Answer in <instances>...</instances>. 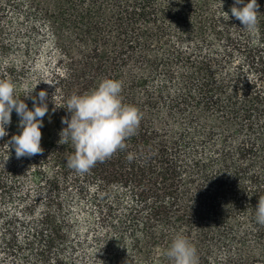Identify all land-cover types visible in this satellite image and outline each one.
<instances>
[{
	"label": "trees",
	"instance_id": "obj_1",
	"mask_svg": "<svg viewBox=\"0 0 264 264\" xmlns=\"http://www.w3.org/2000/svg\"><path fill=\"white\" fill-rule=\"evenodd\" d=\"M233 4L0 0V79L29 109L26 88L46 90L49 108L42 155L8 144L15 111L0 138V264H171L176 233L199 264H264V0L252 33ZM104 78L122 81L142 119L123 149L78 173L61 118Z\"/></svg>",
	"mask_w": 264,
	"mask_h": 264
},
{
	"label": "clouds",
	"instance_id": "obj_2",
	"mask_svg": "<svg viewBox=\"0 0 264 264\" xmlns=\"http://www.w3.org/2000/svg\"><path fill=\"white\" fill-rule=\"evenodd\" d=\"M222 6L223 0H220ZM257 0H234L231 15L241 22L242 29L252 33L257 30ZM225 12V11H224ZM227 13V12H226ZM228 15V13H227ZM229 17V15H228ZM122 81L113 78L102 79L98 86L83 94H72L67 101L70 117H62L58 143L71 141L74 154L66 158L67 166L78 173H86L97 162L110 158L118 149L125 147V140L136 133L142 115L134 105L122 102ZM35 88H26L25 98L32 100L29 109L24 99L15 95L16 86L8 79H0V138L6 136L11 114L19 117L18 134H13L8 144L17 158L42 155L41 128L48 113V93L40 90L33 96ZM134 159L128 153L127 160ZM255 220L264 225V197L255 206ZM171 264H199L195 245L182 233H176L170 246L164 252Z\"/></svg>",
	"mask_w": 264,
	"mask_h": 264
},
{
	"label": "rangeland",
	"instance_id": "obj_3",
	"mask_svg": "<svg viewBox=\"0 0 264 264\" xmlns=\"http://www.w3.org/2000/svg\"><path fill=\"white\" fill-rule=\"evenodd\" d=\"M45 60H46V59H45ZM43 62H44V61H39V63L37 64V65H38L37 67H38L39 69H43Z\"/></svg>",
	"mask_w": 264,
	"mask_h": 264
}]
</instances>
